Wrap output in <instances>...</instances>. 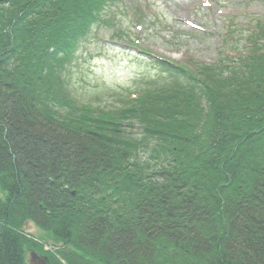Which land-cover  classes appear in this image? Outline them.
Listing matches in <instances>:
<instances>
[{
	"label": "trees",
	"instance_id": "trees-1",
	"mask_svg": "<svg viewBox=\"0 0 264 264\" xmlns=\"http://www.w3.org/2000/svg\"><path fill=\"white\" fill-rule=\"evenodd\" d=\"M118 1H0V264H264V19L95 107L64 71Z\"/></svg>",
	"mask_w": 264,
	"mask_h": 264
},
{
	"label": "rangeland",
	"instance_id": "rangeland-1",
	"mask_svg": "<svg viewBox=\"0 0 264 264\" xmlns=\"http://www.w3.org/2000/svg\"><path fill=\"white\" fill-rule=\"evenodd\" d=\"M261 17L264 0H119L106 13L111 23L94 25L64 74L81 101L119 105L128 90L168 80L157 58L214 62L232 22L236 31L246 32ZM25 228L43 234L33 222ZM39 255L30 251L28 264H45Z\"/></svg>",
	"mask_w": 264,
	"mask_h": 264
},
{
	"label": "water",
	"instance_id": "water-1",
	"mask_svg": "<svg viewBox=\"0 0 264 264\" xmlns=\"http://www.w3.org/2000/svg\"><path fill=\"white\" fill-rule=\"evenodd\" d=\"M38 257H39L40 260L44 261L45 264H51L48 256H46V255H39Z\"/></svg>",
	"mask_w": 264,
	"mask_h": 264
}]
</instances>
